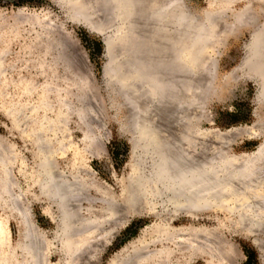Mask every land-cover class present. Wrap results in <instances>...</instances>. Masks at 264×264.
Here are the masks:
<instances>
[{"label": "rangeland", "instance_id": "obj_1", "mask_svg": "<svg viewBox=\"0 0 264 264\" xmlns=\"http://www.w3.org/2000/svg\"><path fill=\"white\" fill-rule=\"evenodd\" d=\"M183 1L188 11L199 17L203 16L206 11H214L217 7L213 0L212 2L211 0ZM248 4L252 9L250 10L252 20H245L246 24L243 23L245 22L243 19L239 22L240 25L235 23L234 27L233 25L231 27L232 30L222 33L224 35L220 36L219 43L212 45L214 48L211 46L207 48L208 51L206 50V54L215 58L213 66H216L214 68L219 78L217 77L215 83V91L213 89L205 101L203 116L198 123V127L201 126L203 130H215L220 134L238 126L253 125L252 127L259 128L262 124L259 128L262 130L259 136L239 134L234 137V135L223 134L224 141L221 140L228 143L229 152L232 155L235 154L234 156L253 152L264 140V129L261 128H264V105L260 106L258 87V82L264 77L258 73V69L261 72V68L264 67V51L260 52L263 54L256 56V60L253 58L252 61L255 62L252 64L244 62L251 38L255 33L258 32L260 38L264 39V0H234L230 7L238 12ZM112 6L107 0H0V50H7L5 60L3 59L7 74L5 79L0 80V153L2 152L0 157L5 156L6 158L10 154L5 165H7L6 169L8 167L10 169H8V178L15 183L13 191L20 195L21 206L26 205L29 210L30 220L36 229L35 235L43 236H41V246L37 244L40 258H43L40 260L43 261L41 264H71V262L72 264H108L110 258L124 250L125 247L122 256H128L136 250L146 251L158 248L159 243L150 242L158 232L151 226L166 218L171 227H184L192 229L191 231L203 228L207 231L205 239L210 240L203 239L204 242L201 244L203 254L195 255L194 260H188L187 257L195 251L190 252V248H185L182 252H177L178 254L174 257L175 262L182 264H264V229L253 232L247 230L246 223L238 224L236 221L239 214L233 205L231 207L232 201L229 199L221 206L213 203L209 207L211 210L206 208L190 217L174 215V209L169 205L167 198L150 197L149 206H146V201L142 200L141 205L138 204L136 207L141 211L139 215L132 214V207H125L122 212L124 219L123 217L121 219H127V222L116 232L113 231V235L105 233V229L108 228L106 224L101 225L105 228L101 227V231L107 236L102 234V240L96 239L97 242H93L96 250L93 254L90 253L91 257L86 255V250L84 253H77L73 261L65 256L64 246L57 237L60 233L58 224L50 217L58 216L57 205L43 195L39 186L40 178L34 156L35 147L30 141L32 135L21 132L20 126L24 123L22 124L17 118L14 120V116L11 115H15L16 112L10 114L9 107L14 104L17 106L18 103L20 106L23 105L24 110L18 111V108L14 109V106L13 111L20 112L19 117L21 118L26 115L32 120L29 107L37 103L45 90L50 89L51 95L53 93V96L50 95L52 103L57 102L56 93H59L61 98L70 101L68 103L70 106L63 115H61L62 110H57L59 113L50 112V114H60V117L56 118L57 120L55 119L52 122L54 124L51 123V125L61 128L59 138L63 139L61 140L63 149L54 157V164L58 171L66 174V177L69 175L68 181L72 179L73 170H76L75 174L81 176L85 182L89 180L86 184L89 195L83 200L84 206L92 209L93 215L103 216L104 210L101 209L103 191L108 190L109 193L119 195L121 181L124 179L125 182L130 172L129 164L132 156L130 137L136 132V113L141 105L139 102L141 97L137 90L140 88L134 87L137 85L136 80H132L135 84H132L134 89L129 86L128 88L132 87V90L126 93L123 90L126 86L123 82L111 76L107 83L108 79L105 78L104 69L108 62L103 37L112 36L114 33L112 25H116L119 20ZM148 6L149 4L147 8ZM110 9L113 11L110 12ZM228 12L225 17L219 19L221 27L222 22L226 26L232 23V17ZM32 18L43 22L46 28L41 30L42 33L37 25H32ZM40 35L43 36L41 53H39L37 42ZM157 40L159 39H156V42ZM116 46L112 42L110 50L113 54L120 55ZM208 58L207 60L210 61V57ZM39 59L43 61L41 69ZM260 64L262 66H258ZM11 67L14 68L11 69ZM21 79L22 83H20ZM27 84L36 87L32 93L24 95V85ZM139 92L141 93L140 90ZM80 108L83 109L82 111L87 110L86 115L87 118L89 117L87 119L89 122L86 120L83 123L80 119L78 115ZM88 109H92V113L88 112ZM87 130L91 131L93 140L96 138L94 141H89L90 143L84 137ZM212 140L211 145L212 143L213 145H209V148L215 149L209 150L210 153H214L221 141L217 138L214 139L216 142ZM3 192L0 188V225L1 223L6 224L4 227L9 232L11 242L16 249L22 228L21 217L9 210L7 203L9 197ZM75 204L76 201L73 205ZM222 206H226L224 207L226 209ZM216 232L219 236H216ZM104 237L109 241H105ZM211 237L221 241L216 239L213 241ZM32 238L34 236H31L30 244L33 243L32 245L35 246V240ZM255 241L259 242L257 246L254 244ZM147 242H150L149 246ZM209 242L212 244L210 245ZM172 247L175 249L174 245Z\"/></svg>", "mask_w": 264, "mask_h": 264}, {"label": "bare ground", "instance_id": "obj_2", "mask_svg": "<svg viewBox=\"0 0 264 264\" xmlns=\"http://www.w3.org/2000/svg\"><path fill=\"white\" fill-rule=\"evenodd\" d=\"M107 1L113 5L112 8L117 6L116 11L114 10L116 12L115 15L122 18V20H117L118 23L116 22V25H112L114 29L113 37H115L117 30L120 29L121 25H119V22H124L123 17L126 20L125 22L128 23H123L125 25L123 29H126L130 26L128 17L130 13L138 11L140 14L141 23L139 27L141 28L140 34L138 33L140 36L137 37L139 48L135 50L131 45L129 50L128 46H123L124 49L121 50L120 55L128 58V51L131 57L130 60L128 59L130 62L126 63L125 67L122 68L119 80L126 85L124 86L125 89H123L126 93L132 90V80L137 81L135 83L137 85L134 87L140 88L137 90L141 97V101H139L141 105H139L138 113H136V132L130 137L132 145V156L129 164L130 172L126 181L124 182V179L121 181V192L119 195L109 193L108 190L103 191L104 195L102 196L104 197H102L103 203L101 206V209L104 210L103 216L93 215L92 209H87L84 206L83 200L87 199L89 195L86 187L89 180L85 182L81 176L75 174L77 171L73 170L74 173L71 172L73 174L72 179L68 181L67 177L69 175L66 177V174L63 171H58L54 164V157L63 149L61 147V144H63L61 140L63 139L59 138L61 128H55L51 123L60 117V114H56L57 110H62L61 115L65 113L66 109H68L67 107L70 106L68 104L70 101L68 102V99L65 100L59 96V93H56L55 100L57 102L52 103L50 97L53 96V93L51 95V90L47 89L41 95V100L38 99L37 103L35 102L36 104H32L33 106L29 107L32 113V120L24 113V117H19L21 113L17 112V110L22 111L23 105L20 106L18 103L17 106L14 104L15 107L12 105L9 107L10 114L16 112L15 115H11L12 117L14 116V120L17 118L22 124L24 123L20 126L21 132L32 135L30 141L35 147L34 156L40 178L39 186L43 195L47 199L53 200L57 205L58 216L55 218L49 216L58 224L60 233L57 237L64 246L65 256H68L67 258H71V261H73L72 259L75 258L77 253H84L86 250V255L91 257L93 251L96 250V246L94 247V243L97 242L96 239L102 240V234L104 235L106 232V234L112 233L110 235H113V231L116 232L120 226L122 227L127 222V219L123 220L124 216H122L126 206L132 207L133 215H139L141 211L136 208L138 204L144 200L146 201V206H149V198H153V196L155 198H167L169 205L174 209V215L190 217L209 208L213 203H217L216 206H221L229 199L232 201L231 207L233 205V208L239 214L236 221L238 224L246 223L248 231L263 230L264 140L253 152L241 153L236 156L229 152L228 143L223 142L224 135L227 134L234 135V137L239 134L251 137L259 136L260 131H262L259 128L262 124L259 128L257 127L259 130L256 126L252 127L253 125L238 126L226 131V133L224 132L225 134L222 132L220 134V132H215V130L205 131L201 126L202 129L198 127V123L203 116L205 101L213 89L215 91V83L219 78L214 68L216 66H213L215 58L206 54V50L208 51L207 48L219 43V40H221L220 36L224 35L222 33L232 30V25L234 27V24H239L242 19L247 21V19L250 20L252 18V15H250V10H252L250 9V4L236 12L230 7L234 0H213L216 3V9L214 11H206L203 16L199 17L197 14L195 15L188 11L183 0ZM147 4L150 7L148 6L147 8ZM229 10L230 12H228ZM227 12L232 17V23L226 26L222 22L221 27L219 19L220 17H225ZM32 20V25H37L41 32L45 27L43 22L36 21L33 18ZM246 21L243 23L246 24ZM218 25L221 27L220 30H218L220 28H218ZM111 37H103L108 62L104 69L105 78L108 79L107 83L112 74L118 77V75H114L115 71L120 73L119 69L116 70L118 65L116 56L118 58L120 55L117 53V55L113 54L112 50H110L113 41ZM39 38L37 42L39 43V53H41L43 36L40 35ZM262 38H260L258 32L251 38L252 41L244 59L247 64H252L255 62L252 61L253 58L256 60V56L263 54L260 53L262 50L264 51V39ZM156 39L159 40L156 42ZM125 41H127L126 38ZM6 51L5 49L0 50V80L5 79L7 74V68L4 67L3 63ZM205 54L210 57V61L207 60L208 57ZM262 58L260 59L261 63L263 61ZM39 65L41 69L43 66L41 59H39ZM258 66H262V64ZM261 69V72L258 69V73L261 74L260 76H264V67ZM232 73L234 74L235 72L233 71ZM234 75L233 77H235ZM22 82L21 79L20 83ZM258 85L260 92L259 103L260 106H263L264 77L258 82ZM129 86L132 87L128 88ZM24 87L23 94L25 95L32 93L36 86L27 84ZM13 107L18 109L13 111ZM78 110V115H80L79 117L84 123L89 118L86 115L87 110L82 111L83 109L81 108ZM91 110L88 109V112H91ZM53 111L56 113L50 114ZM261 128L264 129L263 127ZM90 132L88 130L85 131L84 136L88 139V143L93 140ZM212 137H214L213 140ZM215 138L223 141H219L220 145L217 146L214 153H210L209 150L215 149L209 148L211 140L215 141ZM9 156L6 158L5 156L3 158L0 157V174H2L0 175V188L9 197L7 202L9 210L13 214L17 213L20 215L22 228L19 242L15 249V245L11 242L10 234L5 228L6 224L1 223L0 264H41L43 261L41 262L40 260L43 258H40V250L38 251L37 248L41 246V238L43 236L35 235L36 229L30 220L29 210L26 205L21 206L19 203L20 195L13 191L15 183L8 178L9 167L6 169L7 165H5ZM78 166L80 165L78 164ZM73 200L76 201L75 206L73 205L75 202ZM227 202L229 203V201ZM166 219L155 222L151 226L158 232L156 235L154 234L155 236L150 242L153 244L159 243L160 247L147 249L146 251L136 250L134 253L128 254V256H122L121 254L126 249L125 247L124 250L113 255L108 264H182L175 262L174 257L178 254V251L182 252L185 248H190V252L195 251L187 257L188 260H192L195 255L203 254V245L201 244L204 242L203 239L207 237L205 229L198 228L191 231L192 229L184 227H171L168 219ZM104 224L108 228L102 227ZM101 227L105 229V233L101 231ZM153 229L152 231H154ZM31 236H34L32 239L35 240V246L32 245L33 243L30 244ZM216 236H219L217 232ZM104 238L105 241H109L108 238ZM215 239L211 240L214 241ZM150 242H147L148 246ZM102 243L104 244V241ZM258 243L257 241L254 242L256 246ZM172 245L175 246V249Z\"/></svg>", "mask_w": 264, "mask_h": 264}, {"label": "water", "instance_id": "obj_3", "mask_svg": "<svg viewBox=\"0 0 264 264\" xmlns=\"http://www.w3.org/2000/svg\"><path fill=\"white\" fill-rule=\"evenodd\" d=\"M116 8H117V6H115V11H116ZM139 16H140V14L138 11H134V12L130 13V16H128L130 26H129V28H126V29L125 28L123 29V27L125 26V25H123V23H126V24H128V23L125 22L126 20L123 17L124 22L123 21L120 22V24H119V25H121L120 29L117 30L116 35H114L115 37H113V35H112V37H111V39L113 40L112 42H113L114 46L117 45V48H118V51L120 52V54H121V50L124 49L123 48L124 45H126V47L128 46L129 50H130L131 45L135 50H137L139 48L138 47L139 43L137 42V37L140 36L139 32H140V28H141V27H139V24L141 23V21H140L141 19L139 18ZM116 17H118V16H116ZM118 19L122 20L121 17H118ZM125 38L127 41L124 42ZM127 43H128V45H127ZM127 53H128V55H127L128 58H126L124 55L123 56L120 55L118 58L116 56L117 63H118L116 70L119 69L120 73L118 71H115L114 75H118V77L113 76V74H112V76L116 77L118 80L120 78L122 68L125 67L126 63L130 62V61H128V59L130 60L131 55H129L128 51H127Z\"/></svg>", "mask_w": 264, "mask_h": 264}]
</instances>
